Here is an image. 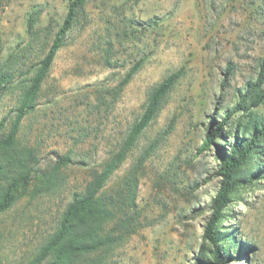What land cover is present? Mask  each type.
Here are the masks:
<instances>
[{
	"label": "rangeland",
	"instance_id": "rangeland-1",
	"mask_svg": "<svg viewBox=\"0 0 264 264\" xmlns=\"http://www.w3.org/2000/svg\"><path fill=\"white\" fill-rule=\"evenodd\" d=\"M67 1L0 0V61L9 59L17 74L41 57ZM263 55L264 0H90L17 133V146L31 147L41 167L63 154L71 162L59 169L52 190L22 196L0 214V264L28 263L71 194L139 116L150 86L174 72L180 75L162 108L105 185L115 194L129 172L137 179L134 204L123 209L134 231L124 233L103 264H190L207 216L196 209L207 206L218 183L214 143L220 142L197 148L210 115L219 120L234 105ZM20 91L14 83L0 97L5 130ZM227 212L223 230L244 252L225 264H264V179L239 188Z\"/></svg>",
	"mask_w": 264,
	"mask_h": 264
},
{
	"label": "trees",
	"instance_id": "trees-1",
	"mask_svg": "<svg viewBox=\"0 0 264 264\" xmlns=\"http://www.w3.org/2000/svg\"><path fill=\"white\" fill-rule=\"evenodd\" d=\"M89 1H67L65 14L48 48L26 69L15 74V70H10L9 59L0 61V97L14 83L21 90L12 110L14 118L6 130V117L0 119V214L22 196L34 198L52 190L59 183V169L71 162L70 155L63 154L49 168L41 167L31 147L17 146V133L21 120L35 109L56 53ZM141 61L130 68L119 88L130 80ZM179 75V72L168 74L150 86L139 116L101 167L93 170L84 186L71 194L54 229L27 264H78L82 257L93 255L96 258L86 264H103L106 256L122 242L124 233L129 235L134 231L133 216L123 209L131 210L134 204L135 174L129 172L123 180L124 187L115 194L105 185L158 114ZM236 97L234 105L221 116L216 112L219 120L210 115L202 144L196 151L209 149L215 140L220 142V146L214 143L213 174L218 183L207 206L196 209L206 210L207 216L190 264H225L232 259V253L237 259L244 252L234 234L223 230L222 220L228 215V206L239 188L264 179V55L254 77L244 83Z\"/></svg>",
	"mask_w": 264,
	"mask_h": 264
}]
</instances>
